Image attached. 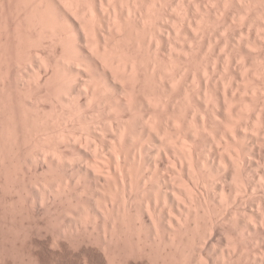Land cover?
Listing matches in <instances>:
<instances>
[{
  "label": "bare ground",
  "instance_id": "obj_1",
  "mask_svg": "<svg viewBox=\"0 0 264 264\" xmlns=\"http://www.w3.org/2000/svg\"><path fill=\"white\" fill-rule=\"evenodd\" d=\"M22 149L107 264H182L198 230L226 244L198 263L264 264V0H0V166Z\"/></svg>",
  "mask_w": 264,
  "mask_h": 264
},
{
  "label": "rangeland",
  "instance_id": "obj_2",
  "mask_svg": "<svg viewBox=\"0 0 264 264\" xmlns=\"http://www.w3.org/2000/svg\"><path fill=\"white\" fill-rule=\"evenodd\" d=\"M169 11H171V10H169ZM172 14H174V12ZM167 22H168L167 26L169 27V29H170V27L172 28L173 27L172 24H174V22H171V19H170V21L167 20ZM166 35L170 36V37L167 36L170 40L176 39L177 42L179 41V39H177V37H175V35H174V39H173L172 32H170L169 34H165V36ZM245 36L246 35H244V34L241 35V37L239 38L240 43H243L246 40ZM218 38H216V39L219 42L220 38L219 39ZM181 42H183V41H181V39H180V43ZM215 54H217V51L215 52ZM247 55H248V53H247ZM249 56H251V55L249 54ZM23 65H26V64H23ZM22 67H21V69L25 68V66H22ZM26 67H27V65H26ZM233 69H234V71H236L237 66L233 67ZM188 85H189V83H188ZM48 102L49 101L42 103V107L44 108V111H46L47 113L50 112V102L49 103ZM27 155H28L27 152L23 151V149H22L21 154H20V158L23 160L20 159V160H18L19 162L18 161L17 162L12 161L13 163L11 162L12 163L11 166H9L11 163L6 164L7 161L9 162V160H7V161L5 160L6 163H4L5 165L3 166L5 168V170H4V168H2V166H0L2 168V170L0 169L1 170L0 171V192H1L0 193V264H107V262L103 261L104 259L100 258V256L98 255V254H100V252L98 250L101 251V248H99V247H101L100 246L101 243L99 242V240H97L98 238L95 237V233H94L95 231L88 229V231H86L85 234L83 232H78V234L70 232L69 231L70 226L67 222L68 219H67V217H65V216H68L69 213L64 212L63 214L62 213L57 214L55 211L48 208L49 203L46 199H43L41 196H36V194H38L37 192H44L47 189L46 191L47 192L50 191L49 193L52 195V199H50V202H52L53 199H55V195H54L53 191H54V187L56 188L57 182L51 181L49 178L50 175L48 177V174H50V172H48V170L45 169L46 168V166H44L45 163H43V165H42V163H40V161L38 162V160H30L29 156H27ZM15 163H18V164H15ZM8 166H9V168H8ZM15 169H16V171H15ZM34 176H35V179H33ZM26 179H29L27 182L30 185V187L27 186V187L23 188L22 184H23V181L26 182ZM43 181H44V183H43ZM38 182H39V184H38ZM40 183L42 185H40ZM5 184L7 185V187H5L6 186ZM232 184H233V182H232ZM43 185L46 187V188L44 187L45 189L43 188ZM47 185L50 188L47 187ZM11 186H13V187H11ZM35 186H37L38 188ZM37 189H39V190H37ZM20 195L22 198L20 197ZM25 197L27 198V201L24 199ZM32 201H33V203H32ZM215 207L217 208L218 206H216V204H214V208ZM12 210H14V212H12ZM51 213H52V215H51ZM28 215H29V217H28ZM59 215H60V217H59ZM57 218H58V220H57ZM55 220H57V221H55ZM67 226H68V228H67ZM65 229L68 230V233ZM231 229H232V227L230 228L228 225L223 224L222 229L219 231V233H220V235H225L226 233H227L226 235H228L230 233ZM197 232H198V234H197ZM199 232H200V230L196 231L193 234V239L192 238L189 240L187 239L188 241L185 240L186 243L184 241V245L187 243H189V244H187L188 247L185 246L187 248L188 252L186 251V248L184 247L185 251L183 253V257L185 255H187V256H185V258H183V260H184L183 263L185 262L186 264H200L195 260V256L198 253L197 244H199V242L202 243V241L205 242L206 240H207V242H205L204 252L207 251L206 253L209 254V256L212 259H216L215 263L218 262L221 259L220 258L221 255L219 253V250L221 248L223 249L226 246V244L224 243L223 240H219L221 238V236L215 235L214 233H212L213 235L211 234L208 237V233L210 234L209 231H208V233H207V231L204 232L205 236H203L202 233L200 234ZM221 232H222V234H221ZM92 233H93V235H92ZM197 235L199 237L198 239H197ZM195 237H196V239H195ZM202 237H204V239ZM191 240L195 241L194 244L195 243L196 244L194 245ZM92 241H94V242L96 241V244L94 242L91 243ZM61 242H63V243H61ZM191 242H192V244H191ZM208 245H210V246H208ZM116 247H117L116 248L117 258H116L115 264H154L150 261L147 263V261H148V260L146 261L147 258L144 257L143 255H139L140 254L138 251L139 248H138V246H135L134 244H126L125 246H123L124 248L122 247V245H119ZM162 247L163 246H159L158 250L160 248L162 249ZM130 249L132 251H130ZM161 251L164 252V250H160V251H158L159 252L158 255L162 254L161 256H163L164 253ZM118 255H120V256H118ZM160 255L158 257H161ZM140 258L142 261L140 260ZM171 264H176V262H174V263L172 262ZM177 264H179V262Z\"/></svg>",
  "mask_w": 264,
  "mask_h": 264
}]
</instances>
